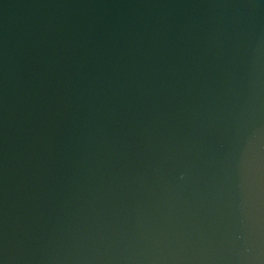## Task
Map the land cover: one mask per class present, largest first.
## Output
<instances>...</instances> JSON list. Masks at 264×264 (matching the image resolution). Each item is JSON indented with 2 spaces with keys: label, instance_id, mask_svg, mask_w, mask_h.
Wrapping results in <instances>:
<instances>
[{
  "label": "water",
  "instance_id": "water-1",
  "mask_svg": "<svg viewBox=\"0 0 264 264\" xmlns=\"http://www.w3.org/2000/svg\"><path fill=\"white\" fill-rule=\"evenodd\" d=\"M0 264H264V0H0Z\"/></svg>",
  "mask_w": 264,
  "mask_h": 264
}]
</instances>
